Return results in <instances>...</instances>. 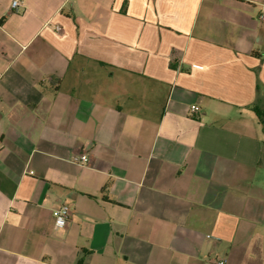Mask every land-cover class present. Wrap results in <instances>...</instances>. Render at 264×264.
<instances>
[{
    "label": "crops",
    "instance_id": "0c3cea01",
    "mask_svg": "<svg viewBox=\"0 0 264 264\" xmlns=\"http://www.w3.org/2000/svg\"><path fill=\"white\" fill-rule=\"evenodd\" d=\"M21 1L0 264H264V0Z\"/></svg>",
    "mask_w": 264,
    "mask_h": 264
},
{
    "label": "built area",
    "instance_id": "2783aa9c",
    "mask_svg": "<svg viewBox=\"0 0 264 264\" xmlns=\"http://www.w3.org/2000/svg\"><path fill=\"white\" fill-rule=\"evenodd\" d=\"M23 6V2L21 0H13L12 2V9L16 12ZM57 31H60V27H56ZM192 112H197L199 111V108L197 106H192L191 107ZM70 161L72 163H75L77 165H80L82 167L88 165L89 163V156L86 153H80V154H75L70 157ZM71 209L68 205H61L54 213V220H55V225L56 228L61 229L65 228L71 218ZM210 238V237H208ZM227 260L225 259H220L216 260L214 264H226Z\"/></svg>",
    "mask_w": 264,
    "mask_h": 264
},
{
    "label": "trees",
    "instance_id": "16d2710c",
    "mask_svg": "<svg viewBox=\"0 0 264 264\" xmlns=\"http://www.w3.org/2000/svg\"><path fill=\"white\" fill-rule=\"evenodd\" d=\"M256 113H257L258 115H260V114H259V111H257Z\"/></svg>",
    "mask_w": 264,
    "mask_h": 264
}]
</instances>
